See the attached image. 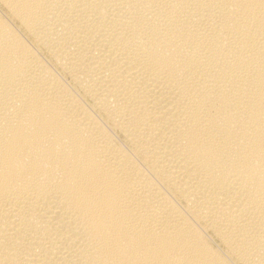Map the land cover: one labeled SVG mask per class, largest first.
Masks as SVG:
<instances>
[{
	"label": "bare ground",
	"instance_id": "1",
	"mask_svg": "<svg viewBox=\"0 0 264 264\" xmlns=\"http://www.w3.org/2000/svg\"><path fill=\"white\" fill-rule=\"evenodd\" d=\"M0 264H264V0H0Z\"/></svg>",
	"mask_w": 264,
	"mask_h": 264
}]
</instances>
